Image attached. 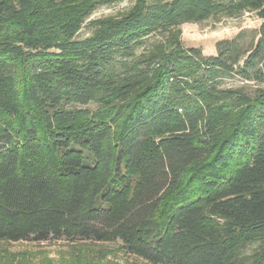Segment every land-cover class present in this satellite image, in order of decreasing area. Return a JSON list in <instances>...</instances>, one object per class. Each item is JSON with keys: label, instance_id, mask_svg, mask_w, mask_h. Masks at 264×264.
Listing matches in <instances>:
<instances>
[{"label": "trees", "instance_id": "16d2710c", "mask_svg": "<svg viewBox=\"0 0 264 264\" xmlns=\"http://www.w3.org/2000/svg\"><path fill=\"white\" fill-rule=\"evenodd\" d=\"M119 1L0 0V242L264 264V0H134L89 19ZM243 12L256 33L210 55L183 44L182 24Z\"/></svg>", "mask_w": 264, "mask_h": 264}, {"label": "rangeland", "instance_id": "374dc122", "mask_svg": "<svg viewBox=\"0 0 264 264\" xmlns=\"http://www.w3.org/2000/svg\"><path fill=\"white\" fill-rule=\"evenodd\" d=\"M134 0H122L99 6L89 17L115 15L127 10ZM87 19V21L89 20ZM261 20L253 12H243L233 17L209 19L181 25V39L185 46L200 47L206 55L215 54L216 43L232 39L242 30L258 31ZM91 33L84 25L77 38ZM227 84H239V80L226 79ZM92 107L93 105L90 104ZM253 246L248 248L251 250ZM0 264H148L142 259L123 253L118 242H70L64 239L33 242L28 240L0 242Z\"/></svg>", "mask_w": 264, "mask_h": 264}]
</instances>
